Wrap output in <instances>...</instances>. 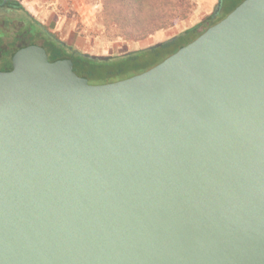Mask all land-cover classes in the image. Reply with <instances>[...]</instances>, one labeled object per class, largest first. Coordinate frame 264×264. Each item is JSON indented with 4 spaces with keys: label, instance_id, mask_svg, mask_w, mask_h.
I'll list each match as a JSON object with an SVG mask.
<instances>
[{
    "label": "water",
    "instance_id": "water-1",
    "mask_svg": "<svg viewBox=\"0 0 264 264\" xmlns=\"http://www.w3.org/2000/svg\"><path fill=\"white\" fill-rule=\"evenodd\" d=\"M11 61L0 264H264V0L115 82Z\"/></svg>",
    "mask_w": 264,
    "mask_h": 264
},
{
    "label": "trees",
    "instance_id": "trees-1",
    "mask_svg": "<svg viewBox=\"0 0 264 264\" xmlns=\"http://www.w3.org/2000/svg\"><path fill=\"white\" fill-rule=\"evenodd\" d=\"M242 1L229 0L218 5L214 13L161 42L158 47L149 46L125 54L109 56L107 60L92 59L91 55L80 53L71 47L69 49L68 46L66 47L68 50L65 49L60 41L46 34L41 23L28 14L19 2H11V5L23 11L20 20L23 24L22 31L25 32L24 39L28 44L42 46L49 54V61L70 59L76 75L86 78L90 84H104L131 77L158 64L224 18ZM183 2L184 0L176 2L173 0H102L101 13L104 22L102 25L117 28L125 39L143 41L155 32L168 29L176 21L184 19L188 11L178 9ZM215 12H217L216 15L221 13L222 16H218L215 20Z\"/></svg>",
    "mask_w": 264,
    "mask_h": 264
},
{
    "label": "rangeland",
    "instance_id": "rangeland-1",
    "mask_svg": "<svg viewBox=\"0 0 264 264\" xmlns=\"http://www.w3.org/2000/svg\"><path fill=\"white\" fill-rule=\"evenodd\" d=\"M15 1L66 46L89 55L116 56L153 46L181 33L200 22L205 16L214 13L219 0H184L178 9L187 10V16L176 21L170 28L157 31L143 41L125 39L117 28L103 26L102 0ZM218 16L215 12V20Z\"/></svg>",
    "mask_w": 264,
    "mask_h": 264
},
{
    "label": "flooded vegetation",
    "instance_id": "flooded-vegetation-1",
    "mask_svg": "<svg viewBox=\"0 0 264 264\" xmlns=\"http://www.w3.org/2000/svg\"><path fill=\"white\" fill-rule=\"evenodd\" d=\"M14 1L15 0H0V72H6L12 69V56L19 49L27 47L29 45H36L28 44L27 41L24 39L25 32L22 31L23 24L20 20L23 11L13 8L11 2ZM227 1L229 0H219L218 3L219 5H222V3L224 4ZM28 14L30 13L28 12ZM218 15L222 14L220 13ZM41 26L42 29L46 31V34H48L50 37L56 38L52 33L47 31L42 24ZM60 43L65 46V49H70V47H67L63 42L60 41ZM38 46L40 45L38 44ZM46 53L49 59V54L47 51Z\"/></svg>",
    "mask_w": 264,
    "mask_h": 264
}]
</instances>
